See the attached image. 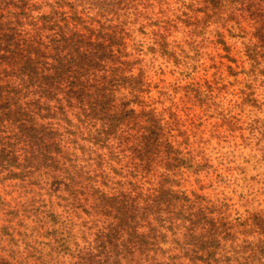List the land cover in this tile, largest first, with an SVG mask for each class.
Wrapping results in <instances>:
<instances>
[{
    "label": "rangeland",
    "instance_id": "rangeland-1",
    "mask_svg": "<svg viewBox=\"0 0 264 264\" xmlns=\"http://www.w3.org/2000/svg\"><path fill=\"white\" fill-rule=\"evenodd\" d=\"M0 264H264V0H0Z\"/></svg>",
    "mask_w": 264,
    "mask_h": 264
},
{
    "label": "trees",
    "instance_id": "trees-1",
    "mask_svg": "<svg viewBox=\"0 0 264 264\" xmlns=\"http://www.w3.org/2000/svg\"><path fill=\"white\" fill-rule=\"evenodd\" d=\"M236 1L237 0H205V2L207 3V6L214 5L215 7H219V6H222L224 4H228V3L232 4ZM93 110H95V109H93ZM116 124L117 123L113 122V120H111V119H109L107 122L102 124V126L100 128H98V131H97L98 134H96L97 137L94 139V144L99 145L101 142H104L102 140H107V139H105V137L109 136V132L112 131L116 127ZM103 134L105 135V137L101 138ZM83 169H84V167H83ZM13 177H17V175L14 174Z\"/></svg>",
    "mask_w": 264,
    "mask_h": 264
}]
</instances>
